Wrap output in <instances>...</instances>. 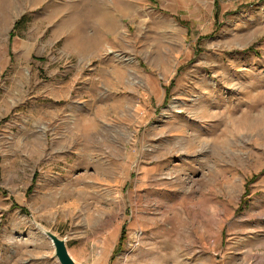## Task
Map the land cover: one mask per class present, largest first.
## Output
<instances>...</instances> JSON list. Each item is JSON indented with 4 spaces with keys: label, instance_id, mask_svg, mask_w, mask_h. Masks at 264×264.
I'll use <instances>...</instances> for the list:
<instances>
[{
    "label": "rangeland",
    "instance_id": "rangeland-1",
    "mask_svg": "<svg viewBox=\"0 0 264 264\" xmlns=\"http://www.w3.org/2000/svg\"><path fill=\"white\" fill-rule=\"evenodd\" d=\"M43 229L264 264V0H0V264H60Z\"/></svg>",
    "mask_w": 264,
    "mask_h": 264
},
{
    "label": "water",
    "instance_id": "water-1",
    "mask_svg": "<svg viewBox=\"0 0 264 264\" xmlns=\"http://www.w3.org/2000/svg\"><path fill=\"white\" fill-rule=\"evenodd\" d=\"M42 234L52 242L55 248V256L60 264H78L69 253L64 239L45 229L42 230Z\"/></svg>",
    "mask_w": 264,
    "mask_h": 264
},
{
    "label": "trees",
    "instance_id": "trees-1",
    "mask_svg": "<svg viewBox=\"0 0 264 264\" xmlns=\"http://www.w3.org/2000/svg\"><path fill=\"white\" fill-rule=\"evenodd\" d=\"M18 25H19V23H17V25H16V26L18 27Z\"/></svg>",
    "mask_w": 264,
    "mask_h": 264
}]
</instances>
